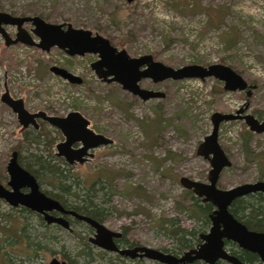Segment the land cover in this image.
I'll return each mask as SVG.
<instances>
[{
	"label": "rangeland",
	"instance_id": "374dc122",
	"mask_svg": "<svg viewBox=\"0 0 264 264\" xmlns=\"http://www.w3.org/2000/svg\"><path fill=\"white\" fill-rule=\"evenodd\" d=\"M0 11L68 22L108 37L131 56L150 53L174 68L193 63L227 64L256 85L247 112L264 113V0H0ZM6 28L14 36L15 27ZM235 36V43L228 47ZM96 59L91 53L69 57L56 47L47 52L23 44L6 47L0 34V95L7 88L30 112L44 110L63 116L79 111L90 121L91 129L112 139L109 145L91 149L92 157L82 164H67L55 155L54 146L50 147L51 159L47 157L48 166H54L55 175L62 174L61 183L70 185V192L94 181L103 187V195L95 201L105 208L102 222L107 228H125L130 240L169 253L195 247L196 243L178 250L163 223L173 219L176 225L196 233L208 230L210 222L203 225L179 210L181 203L188 202L179 178L207 182L210 164L196 149L211 131L210 115L233 112L245 101V92L224 91L223 82L213 77L167 79L156 84L142 80L143 87L166 93L163 99L143 101L118 83L98 78L90 67ZM53 65L83 77L84 82L69 84L49 70ZM112 96L128 110L113 103ZM155 107L161 123L156 120ZM42 127L57 142L63 139L47 122ZM246 127L244 120L220 124L218 142L232 161L220 174L221 188L264 179V166L258 162L264 155V133L253 135L251 146L257 159L246 164L240 149V133ZM41 128L21 129L16 114L0 101L1 184L6 186L5 167L13 150H18L24 168L33 156L46 155L41 142L28 140ZM112 171L117 176L111 189L104 173ZM50 173L39 172L40 187L58 193V181ZM133 187L139 195L129 194ZM59 194L68 204L76 203L71 194ZM73 228L76 234L56 229L40 222L37 213L10 206L0 198V264H47L53 256L72 264H130L111 254L101 255L87 240L82 223H73ZM139 264L160 263L144 260Z\"/></svg>",
	"mask_w": 264,
	"mask_h": 264
},
{
	"label": "water",
	"instance_id": "95a60500",
	"mask_svg": "<svg viewBox=\"0 0 264 264\" xmlns=\"http://www.w3.org/2000/svg\"><path fill=\"white\" fill-rule=\"evenodd\" d=\"M25 22L31 23V31L38 37V42H35L29 32L22 27ZM1 23L16 26L17 30L14 38L6 33L1 27ZM63 26L65 28H62ZM0 34L6 44L20 42L25 45H34L45 51L49 50L51 46H56L68 55L96 54L97 59L90 66L98 78L105 82L118 83L123 90L138 96L141 100L164 97L162 91L141 87L139 82L142 79H149L152 83H158L167 79L182 80L213 77L223 82L224 90H246L248 97L251 94V89L255 87V85H249L241 74L227 64L212 63L205 66L193 63L174 68L154 59L150 53L131 56L125 49H118L108 37L97 32L93 33L89 29L76 28L70 23L47 22L39 15L13 16L0 11ZM51 70L72 82L78 81V77L63 67L53 65ZM0 100L16 114L22 129L30 125L37 128V119H42L59 129L63 135V140L56 144V155L63 157L70 164L74 162L83 163L88 157H92L90 149L112 143L111 138L88 127L89 120L78 111H70L65 116L47 114L42 110L30 112L25 108L23 100L13 98L7 89L1 94ZM247 106L248 98L243 106L234 113L214 111L210 115L211 131L204 136L196 150L197 154L209 161L208 181L201 182L186 176H181L179 179L184 188L191 190L193 194L199 197H203L204 201H209L214 206L213 211L209 214L211 225L208 232L202 236L203 241L197 248L190 249L181 256L145 246L119 250L112 238L120 236V233L110 230L102 222L90 216L64 208L58 199L45 193L41 189L37 178L19 163L16 150L11 152L6 164L5 169L8 180L6 186L0 183V198L10 206L20 205L41 215L47 224L56 223L66 229L70 227L63 214H71L77 219L90 224L95 230L98 239H93V244L106 250L118 251L130 258L148 257L164 264H184L194 260H202L205 263L213 264L217 259H224L232 264H247L241 262L236 256L229 255L224 250L223 239L226 238L235 241L246 250L257 253L264 263V232L248 230L229 211V206L236 198L249 193H264V180L242 183L225 189L217 186L221 171L231 166L230 159L218 142L220 123L244 119L249 130L257 133L264 132V118L259 121L251 114L241 115ZM75 143L80 145L75 148L73 147ZM23 189H26V191H23ZM52 211L60 215L54 216L50 213ZM47 264L68 263L65 260L52 257Z\"/></svg>",
	"mask_w": 264,
	"mask_h": 264
},
{
	"label": "trees",
	"instance_id": "16d2710c",
	"mask_svg": "<svg viewBox=\"0 0 264 264\" xmlns=\"http://www.w3.org/2000/svg\"><path fill=\"white\" fill-rule=\"evenodd\" d=\"M115 24H118V22H114ZM236 41L233 43L228 44V47L232 46ZM113 103H115L119 108H121L124 111H127V107L122 106L120 104V101L115 98L111 97ZM157 107V106H156ZM156 107L153 109L155 111L157 116V121L161 123V117L159 119V116L161 115L160 111L156 109ZM157 110V111H156ZM157 122V125H158ZM154 124V123H153ZM158 127V126H157ZM41 128V127H40ZM253 137V133L245 129L240 133V149L244 155V160L246 164H249L257 159L256 153L253 151L250 141ZM54 136H52L45 128H41V131L37 133V135L26 138L29 141H36L41 142L43 146L45 147L44 153L47 155L39 154L32 157L31 162H26V169L29 170L38 180L40 183L41 178H39V172H51L50 174L52 176V179H55L58 181L57 190L58 193H49L45 191L48 195L58 199L62 204L68 205L69 207L73 208L79 213L88 215L100 222H102L106 211L105 208L102 207L98 202L95 201V199L100 196V193L103 195L102 186H98L96 182L90 183L85 189L84 188H77V190L71 191L69 190L70 185L61 183L62 174L55 175V168L53 165L48 166L49 159H51V150L50 147L54 143ZM25 139V140H26ZM18 149V147H16ZM18 151V150H17ZM19 155V152H18ZM19 157V156H18ZM44 157V158H43ZM47 157L49 159H47ZM260 159L258 160L259 164L264 163V155L259 156ZM19 163L21 164L22 161L20 158H18ZM117 173L116 171H112L105 175L104 173V181L110 185V188L112 189L113 186V180L116 178ZM66 178V176L64 175ZM64 178V179H65ZM136 188V187H135ZM135 188H130L129 194L137 193L136 195H139V193L135 190ZM115 190V189H114ZM185 195H183V198L187 200V204L181 203V206L179 207L180 211H185L189 217L200 220L203 225L209 223L208 214L211 212L213 205L210 202H206L202 200V198L198 196H194L190 190H184ZM68 193L71 194L74 197V200H76L75 204H68L66 200L62 197L59 193ZM189 195V196H188ZM182 201H184L182 199ZM230 211L237 217L242 220H244L245 224L248 226H251L256 229H260L264 226V198L262 193L256 192L254 194H249L244 197L237 198L232 201L230 205ZM40 222H43V219L41 216H39ZM163 226L166 230L169 231L171 236L175 239L177 249L181 250L187 247H190L193 242L198 241L199 234L195 232V230H190L183 228L181 226L176 225V222L173 219H168L163 223ZM12 230H9L10 232ZM123 231H125V228H123ZM7 232V233H8ZM14 231H12V234ZM6 236V233H5ZM16 236V235H15ZM194 264H204V263H198L195 262ZM217 264V263H216Z\"/></svg>",
	"mask_w": 264,
	"mask_h": 264
},
{
	"label": "flooded vegetation",
	"instance_id": "af4514ba",
	"mask_svg": "<svg viewBox=\"0 0 264 264\" xmlns=\"http://www.w3.org/2000/svg\"><path fill=\"white\" fill-rule=\"evenodd\" d=\"M4 12H7V13H9V14H11V15H13V16H33V15H16V14H13V13H10V12H8V11H4ZM40 16V15H39ZM43 18V17H42ZM44 20H46L47 22H52V21H49L48 19H45V18H43ZM52 23H63V24H66V23H68V22H52ZM26 25H31V23L30 22H25V23H23V25H22V27L23 28H25L28 32H29V34H30V36L32 37V39L35 41V42H38L39 41V39H38V37L31 31V28H32V25H31V27L29 28V29H27L25 26ZM8 26H11V27H15V29H16V26L15 25H10V24H2L1 23V27H3V29L6 31V33L10 36V37H12V38H14L15 37V33H16V31H15V33H14V36H12L9 32H8V30H7V28L6 27H8ZM62 28H65V26H63ZM17 30V29H16ZM2 36V35H1ZM37 39V40H36ZM3 40H4V38H3ZM111 41V40H110ZM15 44H23V43H20V42H17V43H15ZM4 45L7 47L8 45H14V44H6L5 43V40H4ZM23 45H25V44H23ZM25 46H28V47H32V48H37V49H39V50H41V51H44V52H47V51H49L51 48H53V47H56V46H51L50 48H49V50H47V51H45V50H42V49H40V48H38V47H36V46H34V45H25ZM56 48H58V47H56ZM58 49H60V48H58ZM60 50H62V49H60ZM64 53H66L64 50H62ZM67 54V53H66ZM85 54H89V53H85ZM68 55V54H67ZM84 55V54H83ZM69 57H73V56H82V55H77V54H75V55H68ZM95 61V60H94ZM93 62V61H92ZM91 62V63H92ZM90 63V64H91ZM56 66V65H55ZM59 67H62V66H59ZM91 67V66H90ZM64 68V67H63ZM66 69V68H65ZM49 70L52 72V73H54L55 75H58L59 77H61L62 79H64L65 81H67L69 84H71V85H77V84H82L83 82H84V78L83 77H81V76H79V75H77V74H74V73H72L71 71H69L68 69H66L68 72H70L71 74H73L74 76H76V77H78V81H75V82H72V81H70V80H68L67 78H64V77H62L61 75H59V74H57V73H55L54 71H52L51 70V67H49ZM93 70V69H92ZM235 70V69H234ZM94 71V70H93ZM98 77V76H97ZM142 80H149V79H142ZM141 80V81H142ZM140 81V82H141ZM247 81V80H246ZM105 82V81H104ZM140 82H139V85L141 86V87H143L141 84H140ZM106 83H110V82H106ZM159 83V82H158ZM249 85H255V84H250L249 82H247ZM153 84H156V83H153ZM143 88H146V87H143ZM249 88V86L247 87V89ZM256 88V85H255V87L254 88H252L251 89V94H250V96L248 97L247 95H246V90H240V91H244L245 92V96H246V98H245V101L241 104V106H243V104L246 102V100H247V98H248V106H247V108L241 113V115H245V114H251V115H253L257 120H259V121H261L263 118H264V113L263 112H261V111H256V110H253L252 112H253V114L252 113H249V112H247L248 111V109H249V104H250V97H251V95H252V92H253V90ZM5 89H7V88H5ZM4 89V90H5ZM148 89H151V88H148ZM8 90V89H7ZM152 90H155V89H152ZM224 90V89H223ZM158 91H161V90H158ZM224 91H226V90H224ZM236 91H239V90H236ZM9 92V91H8ZM163 92V91H162ZM164 93V97L166 96V93L165 92H163ZM10 94V93H9ZM131 94V93H130ZM133 95V94H132ZM1 96V95H0ZM133 96H135V97H137V98H139L138 96H136V95H133ZM164 97H162V98H158V99H163ZM140 99V98H139ZM151 99H156V98H151ZM148 100H150V99H148ZM1 101V100H0ZM143 101H145V100H143ZM2 102V101H1ZM3 103V102H2ZM4 104V103H3ZM4 105H6V104H4ZM7 106V105H6ZM240 106V107H241ZM240 107H238L237 109H239ZM237 109H235L233 112H231V113H234ZM12 111V110H11ZM42 111H44V110H42ZM74 111H76V110H74ZM44 112H46V111H44ZM79 112V111H78ZM14 113V112H13ZM47 113V112H46ZM47 114H51V113H47ZM51 115H55V114H51ZM66 115V114H65ZM65 115H63V116H65ZM55 116H58V115H55ZM84 116V115H83ZM17 118V117H16ZM86 118V117H85ZM87 119V118H86ZM235 120H244V119H235ZM235 120H230V121H235ZM18 121V120H17ZM37 121V124H38V127L37 128H40L41 127V125H43V124H45L46 123V121H44V120H42V119H37L36 120ZM223 122H228V121H223ZM223 122H221V123H223ZM244 122H245V120H244ZM220 123V124H221ZM19 124V123H18ZM48 124V123H47ZM89 124H90V121H89ZM245 124H246V122H245ZM20 125V124H19ZM50 125V124H49ZM247 125V124H246ZM50 126H52V125H50ZM29 127H33V126H29ZM53 128H55L56 129V132L57 133H61L60 131H59V129H57L56 127H54V126H52ZM88 127H89V125H88ZM219 127H220V125H219ZM28 128V127H27ZM27 128H25V129H27ZM34 128V127H33ZM37 128H34V129H37ZM22 129V128H21ZM246 129H248L249 130V127H248V125H247V127H246ZM47 130V129H46ZM50 134H51V132L49 131V130H47ZM218 131H219V129H218ZM251 131V130H250ZM252 133H253V135L254 134H261V133H264V132H261V133H257V132H254V131H251ZM52 135V134H51ZM61 135H62V133H61ZM53 136V135H52ZM63 136V135H62ZM55 138H54V143L52 144V146H54L55 147V151H54V153H55V155H56V151H57V149H56V144L58 143V142H60V141H62V140H60V141H56V136H54ZM110 138V137H109ZM203 140V139H202ZM201 142V141H200ZM250 144H251V141H250ZM80 144L79 143H75L74 145H73V147H78ZM51 146V147H52ZM106 146V145H105ZM99 147V146H98ZM222 147V146H221ZM252 147V146H251ZM223 148V147H222ZM91 150V149H90ZM197 150V149H196ZM223 150L225 151V149L223 148ZM225 153H226V155L228 156V158L230 159V157H229V155H228V153L225 151ZM57 156V155H56ZM58 157H61V156H58ZM90 157H88L85 161H87L88 159H89ZM84 161V162H85ZM231 161V160H230ZM83 162V163H84ZM209 162V161H208ZM67 164H70V163H68V162H66ZM78 164L79 162H74V163H72V164H70V165H73V164ZM79 164H82V163H79ZM231 165H232V161H231ZM263 166H264V163H263ZM230 167V166H229ZM261 167V166H260ZM210 168V167H209ZM226 168H228V167H226ZM26 169V168H25ZM225 169V168H224ZM209 170V169H208ZM222 172V171H221ZM221 174V173H220ZM207 175H208V172H207ZM220 177V176H219ZM180 179V178H179ZM218 180H219V178H218ZM258 180H264L263 178H259ZM207 181H208V179H207ZM257 181V180H256ZM180 182V181H179ZM255 182V181H254ZM245 183H247V182H245ZM181 184V183H180ZM182 185V184H181ZM183 186V185H182ZM217 186L219 187V188H221L219 185H218V181H217ZM186 189V188H185ZM225 189V188H224ZM186 190H189V189H186ZM23 191H26V189H23ZM191 191V190H190ZM192 192V191H191ZM256 193V192H255ZM259 193H262V192H259ZM192 194H193V192H192ZM249 194H254V193H249ZM249 194H247V195H249ZM194 196H197V195H195V194H193ZM247 195H244V196H247ZM262 195H263V198H264V193H262ZM244 196H242V197H244ZM199 197V196H198ZM200 198H202V200H203V197H200ZM240 198V197H239ZM237 199V198H236ZM60 202V201H59ZM206 202H209V201H206ZM61 203V202H60ZM211 203V202H210ZM62 204V203H61ZM63 205V207L64 208H66V209H68V210H74L73 208H71V207H69L68 205H64V204H62ZM213 205V204H212ZM213 209H214V206H213V208H212V210H211V212L213 211ZM75 212H77L76 210H74ZM229 211H230V206H229ZM210 212V213H211ZM231 212V211H230ZM52 215H54V216H57V215H60L59 213H57V212H55V211H52V212H50ZM77 213H79V212H77ZM209 213V214H210ZM232 213V212H231ZM79 214H82V213H79ZM209 214H208V218H209ZM39 215V214H38ZM82 215H85V214H82ZM232 215L238 220V221H240L241 223H243L246 227H247V229L248 230H252V231H256V232H264V226L262 227V228H260V229H256V228H253V227H251V226H248L247 224H245V222H244V220H242V219H240V218H237L233 213H232ZM39 216H41V215H39ZM63 216L68 220V222H69V229L67 228H63V227H61L60 225H58V224H56V223H51L52 225H54V227L56 228V229H60V230H66V231H68V232H70V233H75V230H74V228H73V223H82L83 225H85V227H86V233L88 234V237H87V240L97 249V251H99L100 252V254L101 255H106V254H111L114 258H116L118 261H121V262H127V263H130V264H139V262H143L144 260H150V261H154V262H157V263H160V264H164V263H161V262H159V261H157V260H154V259H150V258H148V257H135V258H130V257H128V256H124V255H122V254H120L118 251H111V250H106V249H104V248H102V247H99V246H97L96 244H93L92 243V240L93 239H98V237L96 236V232H95V230L90 226V224H88V223H86L85 221H83V220H79V219H77L75 216H73V215H71V214H63ZM88 216V215H87ZM42 217V216H41ZM100 222V221H99ZM209 222H210V225H211V221H210V218H209ZM103 223V222H102ZM104 224V223H103ZM209 228H210V226H209ZM209 228H208V230H209ZM110 230H112V229H110ZM208 230H206L205 232H200V233H198L199 234V240L198 241H196V242H193V244L194 243H196V245H195V247H191V248H189V249H185L184 251H181V253L180 254H175V253H170V254H173V255H175V256H181V255H183L184 254V252H186V251H189L190 249H195V248H197V246L203 241L202 240V236L205 234V233H207L208 232ZM112 231H115V232H118V233H120V236H118V237H113L112 238V240H113V242H114V244L116 245V247L119 249V250H123V249H129V248H133V247H136V246H145V247H149V248H154V247H150V246H147V245H143V244H141V243H139V242H137V241H133V240H130V238L126 235V231H123V228L121 229V230H112ZM76 234V233H75ZM82 237V236H81ZM81 239H84V237H82ZM192 244V245H193ZM191 245V246H192ZM223 248H224V250L229 254V255H233V256H236L241 262H244V263H247V264H264L262 261H261V259H260V257L258 256V254L257 253H255V252H251V251H249V250H246V249H244V248H242V247H240L235 241H233V240H228V239H226V238H224L223 239ZM155 249H158V248H155ZM158 250H160V251H163V250H161V249H158ZM163 252H166L165 250L163 251ZM166 253H169V252H166ZM53 257H55V258H57V259H59V260H65L68 264H72L70 261H68V260H66V259H64V258H59V257H56V256H53ZM195 262H198V263H204V264H208V263H205L204 261H202V260H194V261H191V262H185L184 264H194ZM232 264V263H230V262H228V261H226V260H224V259H217L213 264Z\"/></svg>",
	"mask_w": 264,
	"mask_h": 264
}]
</instances>
